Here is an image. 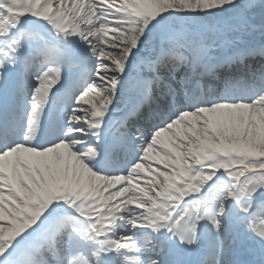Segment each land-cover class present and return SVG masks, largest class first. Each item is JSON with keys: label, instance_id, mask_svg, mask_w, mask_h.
<instances>
[{"label": "snow or ice", "instance_id": "obj_1", "mask_svg": "<svg viewBox=\"0 0 264 264\" xmlns=\"http://www.w3.org/2000/svg\"><path fill=\"white\" fill-rule=\"evenodd\" d=\"M0 264H264V0H0Z\"/></svg>", "mask_w": 264, "mask_h": 264}]
</instances>
